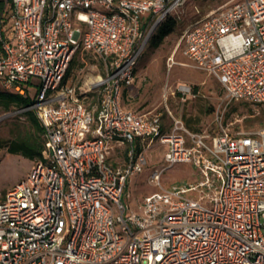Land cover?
Returning a JSON list of instances; mask_svg holds the SVG:
<instances>
[{
  "label": "built area",
  "instance_id": "built-area-1",
  "mask_svg": "<svg viewBox=\"0 0 264 264\" xmlns=\"http://www.w3.org/2000/svg\"><path fill=\"white\" fill-rule=\"evenodd\" d=\"M187 1L10 0L0 88L29 100L17 113L34 114L43 149L0 200V264H264V128L219 108L215 129L195 132L168 109L123 106L151 34ZM195 10L184 57L219 82L225 106H264V0ZM88 61L97 75H83ZM163 146L166 166L197 180L163 187L166 168L154 169L157 191L133 209L129 181Z\"/></svg>",
  "mask_w": 264,
  "mask_h": 264
},
{
  "label": "rangeland",
  "instance_id": "rangeland-1",
  "mask_svg": "<svg viewBox=\"0 0 264 264\" xmlns=\"http://www.w3.org/2000/svg\"><path fill=\"white\" fill-rule=\"evenodd\" d=\"M227 0H188L180 19L170 25L174 32L166 37L156 48L147 43L144 54L136 68V82L131 88L130 108L143 111L164 112L168 109L175 117L181 116L187 127L196 132L215 129V114L220 108L225 110V121L241 120L245 129L264 128V106L253 107L242 103H223V89L219 82L210 75L198 71L190 65L183 55L182 35L189 22L198 20L195 8L201 14L218 8ZM79 56L76 57V60ZM95 62H89L83 75L91 77L99 72L94 67ZM78 62L72 64L70 73L79 72ZM187 88L191 94H183ZM20 109L12 108L8 112L0 110V200L13 186L28 178L32 164L27 157L11 154L6 150V143L14 140H35L42 137L35 132L27 119V113H17ZM7 115V116H6ZM189 124V126H188ZM39 139V140H38ZM167 146L154 147L147 153L148 164L140 175L132 176L128 191L133 197L130 204L142 200L146 195L157 191L148 183V176L154 169L166 168L161 184L168 187L171 184L194 183L196 173L191 166L177 164L167 167L164 157L168 153Z\"/></svg>",
  "mask_w": 264,
  "mask_h": 264
},
{
  "label": "trees",
  "instance_id": "trees-1",
  "mask_svg": "<svg viewBox=\"0 0 264 264\" xmlns=\"http://www.w3.org/2000/svg\"><path fill=\"white\" fill-rule=\"evenodd\" d=\"M11 11V2L10 0H0V18L4 20H8L9 14ZM173 17H167L165 21H163L157 29L151 34L148 43L151 47H158L163 40L170 36L174 29L171 27V23L174 22ZM9 26V25H8ZM10 29V26L8 27ZM130 98V89H126L123 94V106L126 109H129L128 102L131 100ZM30 105V102L27 98L22 97L20 95L10 93L4 91L0 88V110L4 112H8L12 108L14 109H23ZM130 110V109H129ZM140 110V109H137ZM27 119L30 125L34 128L35 132L40 136L42 135V128L40 127L36 117L32 112H27ZM187 126V125H186ZM189 126V124H188ZM195 131V130H194ZM197 131V130H196ZM39 140V139H38ZM35 140H14L9 143H6V150L11 154H17L27 157L30 161H36L43 149V141L38 143ZM5 145L1 144L0 148H3Z\"/></svg>",
  "mask_w": 264,
  "mask_h": 264
},
{
  "label": "crops",
  "instance_id": "crops-1",
  "mask_svg": "<svg viewBox=\"0 0 264 264\" xmlns=\"http://www.w3.org/2000/svg\"><path fill=\"white\" fill-rule=\"evenodd\" d=\"M136 77H137V74H136ZM136 82V81H135ZM135 84V83H134ZM133 87V86H132ZM131 87V88H132ZM131 88H130V90H131ZM130 98H132V96H131V92H130ZM130 102V101H129ZM129 105H130V103L128 104V107H129ZM129 109L130 110H132V111H143V110H137V109H135V108H130L129 107ZM120 154V153H119ZM123 160H124V153L123 154H121L120 156H119V159H118V161H117V159H115V160H113V161H111V163L113 164V165H118V164H121L122 162H123ZM129 185V184H128ZM128 189V188H127ZM132 196H131V199H130V201L132 200ZM129 201V202H130ZM142 200H136L135 201V203L134 204H131V207L133 208V209H138V207H139V204H140V202H141Z\"/></svg>",
  "mask_w": 264,
  "mask_h": 264
}]
</instances>
